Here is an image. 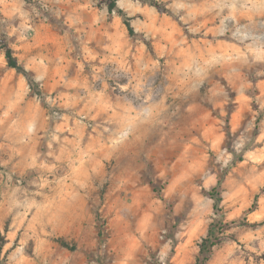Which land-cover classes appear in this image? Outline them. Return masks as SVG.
I'll return each instance as SVG.
<instances>
[{
	"label": "rangeland",
	"instance_id": "374dc122",
	"mask_svg": "<svg viewBox=\"0 0 264 264\" xmlns=\"http://www.w3.org/2000/svg\"><path fill=\"white\" fill-rule=\"evenodd\" d=\"M159 1L165 12L118 2L131 37L101 0H0V34L41 49L49 83L60 79L55 103L36 82L50 123L77 120L66 134L81 141L46 171L36 235L5 247L2 264H195L220 218L229 231L207 264H264V0ZM6 67L0 50V91ZM7 118L0 143L24 142ZM6 172L0 163V200L30 185ZM87 185L94 225L76 251L53 244L75 245L83 213L59 207L73 196L53 187ZM218 185L219 213L205 193Z\"/></svg>",
	"mask_w": 264,
	"mask_h": 264
},
{
	"label": "crops",
	"instance_id": "0c3cea01",
	"mask_svg": "<svg viewBox=\"0 0 264 264\" xmlns=\"http://www.w3.org/2000/svg\"><path fill=\"white\" fill-rule=\"evenodd\" d=\"M15 41L12 48L19 63L32 73L40 88L46 92L48 103L49 101L55 103L56 100L52 99L49 96L51 94L47 93H52L54 85L59 83L60 79H57L52 73L53 76H50H52L53 81L49 83L45 70L48 65H46V58L43 56L41 49L23 43L20 39ZM17 41L21 42L18 43ZM66 66H69V64ZM1 82L0 124L8 120V116H11V120L14 122L13 125L10 123L9 127L15 131H22V134L17 135L22 136L24 142L16 140L14 144L13 142L0 143V163L2 166L9 168V172H6L8 175L10 174L14 178H30V185L28 186L4 187L6 188L3 190L5 196L0 200V232L5 233L6 222H9L8 231L5 233L7 240L5 247H8L11 252L10 255H12L17 251L16 248L13 249L12 244L16 241L27 243L36 235L33 231L38 228L36 225L37 219L40 212L46 209L47 206V199L43 200V195H45V198L47 196L43 191L47 183L41 182L46 175V171L56 168V161L62 160L65 155L68 154L71 157L72 151L75 150V146L72 144L81 141L79 142L77 138H71L66 134L67 132H76L80 128L77 120L74 121V128L69 124L68 118L58 124L52 125L50 123L48 110L42 100L32 92L22 74H19L15 69L6 67ZM71 96L70 94H62L60 105L71 107L73 105ZM1 128L3 127L0 126ZM22 137L20 138L22 139ZM55 142L59 145L56 146ZM43 148L47 152H44ZM53 188L55 194L73 196L71 199L67 198L58 203L59 207L62 205L63 208L65 206L72 208L75 205V210L83 212L78 222L79 230L75 238V245H70L66 238L59 237L64 239L70 246H75L76 251L80 247L78 237L85 232V228H91L90 225H94L89 214L91 203L88 195H94L96 188L93 185L72 188L69 186H55ZM90 231L89 235L91 234ZM92 233L95 241V229ZM53 244L67 249L58 242ZM41 248L39 241L36 240L34 253L40 252ZM84 259L82 256V263L86 262Z\"/></svg>",
	"mask_w": 264,
	"mask_h": 264
},
{
	"label": "trees",
	"instance_id": "16d2710c",
	"mask_svg": "<svg viewBox=\"0 0 264 264\" xmlns=\"http://www.w3.org/2000/svg\"><path fill=\"white\" fill-rule=\"evenodd\" d=\"M104 4H106V8L109 13H117L118 16L122 19L123 24L126 26L128 34L131 37L136 36V31L132 26V18H130L124 10L118 7V2L120 0H101ZM144 3L154 7L155 9L165 12L166 8L159 0H144ZM1 25V24H0ZM149 46V44H147ZM0 50L3 52L7 67L11 69H15L19 74H22L30 87V89L36 94L38 97H41V92L39 90V86L36 84L35 79L31 76L30 72L26 70L24 66H22L16 55L15 51L10 45L7 35L5 33L0 34ZM237 161H243L242 158H239ZM234 162L233 165H235ZM221 182L219 181V184ZM211 199L214 200V210L215 212L219 213L221 208V194L219 191V185L213 187L208 192H205ZM230 225L224 221L223 218L218 219L214 223L210 225L207 235L202 239V242L199 245V256L197 257L195 264H207L210 256L209 254L213 251L216 246H219L223 239L222 237L229 231ZM8 224H6L5 233L8 231ZM60 245L63 247L75 251V246H70L64 239L59 238L56 240ZM7 241L6 238L0 233V253L3 251ZM0 264L1 259H0Z\"/></svg>",
	"mask_w": 264,
	"mask_h": 264
},
{
	"label": "built area",
	"instance_id": "2783aa9c",
	"mask_svg": "<svg viewBox=\"0 0 264 264\" xmlns=\"http://www.w3.org/2000/svg\"><path fill=\"white\" fill-rule=\"evenodd\" d=\"M54 116H55L56 119H60L61 118V116L57 112L54 113Z\"/></svg>",
	"mask_w": 264,
	"mask_h": 264
}]
</instances>
